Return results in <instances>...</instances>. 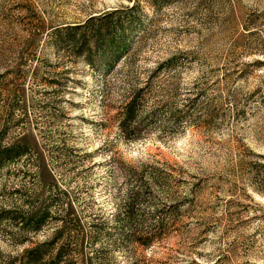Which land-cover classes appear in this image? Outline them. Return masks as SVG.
Listing matches in <instances>:
<instances>
[{"label": "rangeland", "instance_id": "1", "mask_svg": "<svg viewBox=\"0 0 264 264\" xmlns=\"http://www.w3.org/2000/svg\"><path fill=\"white\" fill-rule=\"evenodd\" d=\"M131 4L112 64L69 51L64 25ZM22 133L33 153L0 161V263L55 227L24 232L31 206L70 205L95 262L264 264V0H0V146ZM136 229L156 238L140 245Z\"/></svg>", "mask_w": 264, "mask_h": 264}, {"label": "trees", "instance_id": "2", "mask_svg": "<svg viewBox=\"0 0 264 264\" xmlns=\"http://www.w3.org/2000/svg\"><path fill=\"white\" fill-rule=\"evenodd\" d=\"M133 9V4L119 5L96 15H90L75 24L64 25L69 51L73 54H83L90 63L92 50V53L101 57L102 66L108 67L127 51L128 33L132 30L134 23L131 13ZM62 39L59 37L60 41ZM137 102L138 94L134 91L118 110L117 124L123 132L136 128ZM33 149H36L34 139L22 133L15 141L0 146V153L4 156L0 161L23 159L33 153ZM254 156L256 169L264 167V158L260 155ZM30 160L37 169L48 171L39 155H33ZM26 170L24 169V172ZM49 181L51 182L50 190L54 193L60 190L55 179L50 178ZM78 219L79 217L72 213L70 205L65 208L64 213L50 212L47 207L40 209L31 206L20 220L24 232L37 231L45 220H54L55 227L40 241L26 240L27 245L21 246L15 253L6 254L0 264H103L100 261L95 262V258L101 255L97 248L91 247L89 252L83 253L80 246L82 235L79 229L75 228L79 225ZM124 219L127 224H131L134 216L131 212H126ZM104 224H107V218L101 216L97 223L89 221V225L95 227ZM24 232L16 240L22 242L23 238H26ZM132 236L140 245L145 246L151 245L156 238L154 234H141L138 229ZM87 238L90 243L94 240L91 234ZM144 259L137 258L129 263L115 261L111 264H149L144 262ZM146 261H151V258H146Z\"/></svg>", "mask_w": 264, "mask_h": 264}]
</instances>
